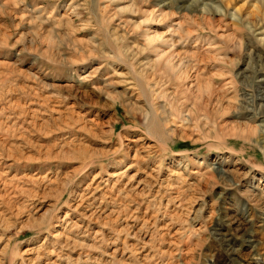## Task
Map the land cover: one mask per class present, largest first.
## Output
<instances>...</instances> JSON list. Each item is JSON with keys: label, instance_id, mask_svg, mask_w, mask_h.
Listing matches in <instances>:
<instances>
[{"label": "rangeland", "instance_id": "obj_1", "mask_svg": "<svg viewBox=\"0 0 264 264\" xmlns=\"http://www.w3.org/2000/svg\"><path fill=\"white\" fill-rule=\"evenodd\" d=\"M202 1L143 22L154 1L0 0V264H264V181L238 179L264 176V13Z\"/></svg>", "mask_w": 264, "mask_h": 264}, {"label": "bare ground", "instance_id": "obj_2", "mask_svg": "<svg viewBox=\"0 0 264 264\" xmlns=\"http://www.w3.org/2000/svg\"><path fill=\"white\" fill-rule=\"evenodd\" d=\"M140 1V0H139ZM146 1V0H145ZM148 1H154V4H156L157 6V9H154L153 10V12L154 13H151V12H147L148 10L146 9V8H144V7H142L143 9H142V11L144 12V14H146V15H148V18H146V20H144L143 22H146L148 19H150V15L152 14V17H154V18H156V16L158 15V16H160V18H162V17H164V19L165 18H167V17H169V15L167 16V14L168 13H172V11H170V10H168L167 8H163V7H167V6H169V3H168V1L169 0H148ZM174 1V4H172L173 5V7H174V9H177V10H179V9H192V7L193 6H198V5H201V7H200V9H202V8H204L206 5H207V3H203V1L202 0H173ZM198 1H199V4H198ZM253 1H256V3L254 4V6H258V8H259V6H260V8L259 9H261V11H263V13H264V0H253ZM141 3H143V1H141L140 2V4ZM143 6V5H142ZM199 9V8H198ZM205 9V8H204ZM203 10V9H202ZM201 10V11H202ZM236 10H234V12L231 14V18H232V20H237V18H238V15H237V12H235ZM260 11V12H261ZM216 13H218V12H216ZM262 13V12H261ZM261 15V14H260ZM157 16V17H158ZM263 17H264V14H263ZM248 19V18H247ZM132 23H135L134 21H131ZM139 23H142V22H139ZM255 24V26H256V31L255 30H250V32L253 34L254 32V34H255V36H257V41L259 42V43H264V23L263 24H258V23H254ZM146 30H148L146 33H144V36H145V39L147 40V41H149V42H151V45L153 44V42L154 41H156V42H163L164 40H166V39H164V36L162 35V34H160L157 30H155V29H152L151 30V27L149 28V27H146ZM151 30V31H150ZM235 39V38H234ZM236 41H234V40H232V42L235 44V46L237 45L238 47L239 46H241V40H237V39H235ZM155 48V47H154ZM263 48H264V46H263ZM155 50H156V52H158L157 53V55H159L157 58H156V61H157V68H160V69H164V68H169V66H173L174 65V63L176 62V60H177V56L178 55H171V52H170V55H167L166 54V52H164L163 51V49H161V48H155ZM159 50V51H158ZM128 53V52H127ZM164 54H166V55H164ZM263 62V61H262ZM151 62H149L148 60L146 61V62H144V61H141V64L143 65V66H145L146 68H148L149 66H150V68H151V64H150ZM181 63H177V66L178 67H183L184 66V64L183 65H180ZM263 64H264V62H263ZM254 67V66H253ZM256 69V68H255ZM254 69V70H255ZM192 71H193V69H192ZM194 73H193V79H194V82L193 83H191V84H189L188 86H187V88H190L189 90L191 91L192 90V92L193 93H195L196 92V95H195V99H198V97H200L201 95H204V96H207V97H209V98H215V101L217 100L218 101V103L217 104H221V97H218V95H215V94H217V93H215L216 92V88L215 87H212L210 84H208L207 82H205V83H200L201 85H199L198 83L200 82L199 80L201 79V77H199V75L197 76V74H196V71H193ZM255 73V72H254ZM257 74H259V77H263L264 76V70L262 69H260V70H257ZM181 75H184V74H182L181 73ZM187 77V76H186ZM232 77H235V75L234 76H232ZM182 78V77H181ZM264 81V78H261L260 79V81ZM199 86V87H198ZM196 87V88H195ZM255 89V88H254ZM218 91V90H217ZM257 96H261V97H258V98H260V106H261V108H263L264 109V92H261V93H257ZM202 98V97H201ZM200 99V98H199ZM205 99V98H204ZM201 100H203V99H201ZM211 100V99H210ZM209 100V101H210ZM221 100V101H220ZM200 103V102H199ZM205 103V102H204ZM207 104H208V102H207ZM224 105V104H223ZM204 106V105H203ZM217 108H218V110H219V112H221V114H227V115H229V114H231L232 116H236L235 114V112L234 113H229L228 111V109L226 108V107H224V106H216ZM147 113V112H146ZM145 113V114H146ZM246 115V114H245ZM228 117V116H227ZM243 117V116H242ZM233 118V117H232ZM251 118H253V117H251ZM247 119V118H246ZM249 120V119H248ZM244 121H246V120H244ZM241 122V121H240ZM240 122L239 121H233V122H231L230 121V119L229 118H226L225 119V122L223 123V125H220L219 126V129H220V133L221 134H224V135H222V136H225V134H230V135H233V136H236V137H242V138H244V139H246L247 140V138L249 139V138H251V136H249V134L248 133H256V132H258L259 131V125H257V124H254V126H252L250 123L248 124L247 122H245V127H241V124H240ZM168 131H170V129L168 130V129H166V131L165 130H163L162 131V133H163V138H162V134H161V131H155V133L157 134V135H159V137H161L162 139H168ZM222 131V132H221ZM262 131V130H261ZM247 136V137H246ZM264 152V151H263ZM137 153V152H136ZM136 153H134V156L136 155ZM136 156H138V155H136ZM224 162H226V161H220V162H218L216 165H211V169H213L214 170V172L215 173H217V174H219L221 177H224V175L223 174H225V173H229L231 170H232V168L230 169V168H227L226 166H225V164L226 163H224ZM208 168V167H207ZM204 170V169H203ZM212 171V170H211ZM233 171H236L237 172V169L236 170H233ZM233 171H231V172H233ZM197 172V170L195 171V173ZM241 173V172H240ZM252 173V174H251ZM202 172L201 173H199L198 175L200 176H202ZM206 174V173H205ZM249 174H251V175H249ZM207 175V174H206ZM236 175H239V172H238V174L236 173ZM233 176H235V174L233 175ZM247 176H249V178H247ZM226 177V176H225ZM224 177V178H225ZM252 177H257V179H263V181H264V176H263V174H260V171H259V169H253V171H251V172H243L242 174H241V176H240V178H238L239 180H240V182H246V181H251V179H252ZM223 178V179H224ZM233 181V182H232ZM232 183H234L235 185L237 184L238 185V183L239 182H237V179H230L229 178V181H228V186L230 187L231 186V184ZM253 188L256 190L257 189V192L258 191H260V192H256V191H253V192H251L250 194H252L253 196H255V195H257L258 196V198L260 199V198H262V195H264V189H262V187L260 188V187H257V185H254L253 186ZM263 192V193H262ZM259 199H257L256 198V200H259ZM262 218H261V220H260V223H259V227H263L264 226V216H261ZM243 232H245V230H243ZM250 237H253L252 235L250 236ZM264 249V248H263ZM257 252V251H256ZM258 254H260V253H258ZM241 264V263H240Z\"/></svg>", "mask_w": 264, "mask_h": 264}]
</instances>
